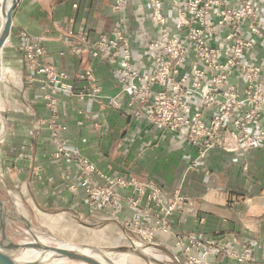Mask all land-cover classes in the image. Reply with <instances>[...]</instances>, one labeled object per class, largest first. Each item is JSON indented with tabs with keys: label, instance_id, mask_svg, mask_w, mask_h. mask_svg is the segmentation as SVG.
I'll list each match as a JSON object with an SVG mask.
<instances>
[{
	"label": "built area",
	"instance_id": "built-area-1",
	"mask_svg": "<svg viewBox=\"0 0 264 264\" xmlns=\"http://www.w3.org/2000/svg\"><path fill=\"white\" fill-rule=\"evenodd\" d=\"M113 11L110 31L61 25V56L85 61L76 73L47 62L48 49L22 32L24 80L38 85L52 113L46 121L52 157L78 163L84 205L110 212L128 232L129 243L144 253L162 252L172 240V253L187 264H215L212 256L236 264L253 261L250 244L238 247L233 239L174 230L175 215L192 213L197 205L182 183L169 192L150 178L101 171L65 136L68 125L60 121L58 95L99 101L197 146L186 173L213 147L242 152L264 147V0H114ZM97 61L112 67L116 93L105 92ZM75 80L82 83L79 89ZM102 125L94 123L98 131ZM70 188L76 191L77 185ZM125 208L135 214L120 219Z\"/></svg>",
	"mask_w": 264,
	"mask_h": 264
},
{
	"label": "crops",
	"instance_id": "crops-1",
	"mask_svg": "<svg viewBox=\"0 0 264 264\" xmlns=\"http://www.w3.org/2000/svg\"><path fill=\"white\" fill-rule=\"evenodd\" d=\"M75 1L78 7L73 6ZM113 2L21 0L14 12L8 59L25 77L27 71L21 62L19 46L23 41L22 32L26 31L48 49L47 62L76 73L85 61L71 55L61 56L65 49L61 25L75 29L85 27L94 33L110 31L115 19ZM96 72L105 92L116 93L119 85L112 75V67L104 61H97ZM81 85V81L75 80L77 89ZM15 94L17 97L9 95L10 100L20 103L10 112L15 116L12 119L15 141L10 144L15 151L0 153V182L10 178V188L20 189L21 194L28 186L27 192L41 210L42 222L48 220L53 229L62 226L73 237L76 234L72 230L85 232L84 237L75 239L87 241L86 235L94 236L96 232L86 225L105 224L110 220L111 226L101 231L108 228L117 234L121 225L110 212L92 210L84 205L86 194L80 184L78 163L75 160L57 161L52 157L50 131L46 125L52 113L42 101L38 85H30L24 80ZM58 96L60 121L68 125L65 136L101 171L109 175L150 178L169 192L182 183L183 190L196 199L197 205L192 213L178 212L175 215L174 230L233 239L238 247L250 244L254 260L243 264H264V147L245 152L213 147L199 167L186 173L187 165L198 154L197 146L174 133L155 129L145 119L132 120L127 112L111 109L99 101H81L65 93ZM96 121L103 123L100 131L94 127ZM229 141L236 146L233 136ZM72 183L77 185L76 191L70 188ZM0 187L4 191L8 188L5 184ZM121 192L130 193L123 189ZM134 214V209L125 208L120 219ZM79 220L84 226L77 222ZM96 236L100 239L96 238V243L105 239ZM172 243V240L167 241L164 251L172 253ZM210 261L236 264L233 259L221 256H212Z\"/></svg>",
	"mask_w": 264,
	"mask_h": 264
},
{
	"label": "rangeland",
	"instance_id": "rangeland-1",
	"mask_svg": "<svg viewBox=\"0 0 264 264\" xmlns=\"http://www.w3.org/2000/svg\"><path fill=\"white\" fill-rule=\"evenodd\" d=\"M10 42L11 38L5 46L3 53L0 55V61L2 62L4 68H10V71L0 75V153H4L6 150L9 152H11V150L15 151L14 147L10 145L11 142L15 141V128L12 125V119H14L15 116L11 115L10 112L16 109L17 106H20V103H16L15 100H10L9 95H15V97H17L15 93L20 84L24 82V76L20 75L16 67L12 65L13 61L8 59L7 52L9 46L11 45ZM1 182L0 184L8 186L5 191L4 188L2 189V187H0V190L4 192H0V197L5 201L6 234L10 240L16 243L33 241V232L40 239H44L45 242L52 245H58L59 243H71L75 245L87 244L89 246L97 247L106 252V257H110V260L113 259L115 264H187L185 259L178 260L175 257V253H169L167 250H165L167 251L166 253L165 251L158 253H144L142 247H137L127 242V237L129 235L123 227L120 228V231L117 232V234L111 233V231L107 230L108 228L101 231L106 226H111V220L107 222L104 221L105 224L100 223L95 226L86 225L96 232V235H100L101 238H105L101 240L102 243H96L97 241L95 239L97 236L94 235V237L89 233V235H86L88 238L87 241L75 239L80 236L84 237L85 232L72 230L76 234V237H73V235L69 231L64 230L62 226H58L57 229H53V225L50 226V222L48 220L46 221L45 219L42 222V218L40 217L41 210H39L32 200L30 193L27 192V190L29 191L28 186H25L27 190L21 194L19 192L20 189H15L14 186L13 188H10V178L2 183ZM19 214L25 216L29 220L32 232L27 227L25 221L19 217ZM77 222L84 226L82 221L79 220ZM102 232L104 233L102 234ZM0 239H2L1 232ZM31 253H27L25 255V257L31 261L29 264H38L37 259L32 260L33 256ZM57 260L59 264H88L86 262L69 259Z\"/></svg>",
	"mask_w": 264,
	"mask_h": 264
},
{
	"label": "water",
	"instance_id": "water-1",
	"mask_svg": "<svg viewBox=\"0 0 264 264\" xmlns=\"http://www.w3.org/2000/svg\"><path fill=\"white\" fill-rule=\"evenodd\" d=\"M20 2L21 0H0L1 12L4 17L2 31L0 33V55L3 53L5 46L11 38L14 23V12ZM4 203L5 201L0 197V232L2 235V239H0V264H29L31 261L24 260L21 257H24L27 253L34 252L35 250H39L41 252H52L57 259L76 260L86 262L88 264H105L101 261V259H97L91 255L79 253L77 251L61 247L60 245H52L41 241V239L32 232L29 220L21 214H19V217L25 221L27 227L32 232L34 240L26 243H16L10 240L7 237L5 229L6 213ZM80 246L93 247L103 252L101 249L87 244H82ZM110 262L112 261L107 258V263L110 264Z\"/></svg>",
	"mask_w": 264,
	"mask_h": 264
},
{
	"label": "bare ground",
	"instance_id": "bare-ground-1",
	"mask_svg": "<svg viewBox=\"0 0 264 264\" xmlns=\"http://www.w3.org/2000/svg\"><path fill=\"white\" fill-rule=\"evenodd\" d=\"M3 22H4V17H3L2 12H1V3H0V33L2 31ZM8 71H10V68L5 69L4 66L2 65V62L0 61V75H3L5 73H7ZM0 119H1V117H0ZM41 241L45 242L44 239H41ZM127 242H129V241L127 240ZM45 243H48V242H45ZM58 245H60L61 247H65L69 250H74V251H77L79 253L91 255L93 257H96L97 259H101V261L103 263L109 264V263H107V258H106V254H105L106 252H104V251L101 252L98 249H95L93 247H82L80 245H75V244H71V243H59ZM31 254L33 256L32 260L37 259L38 264H59V262H57L58 261L57 258H55L54 254L52 252H41L39 250H35ZM21 258L24 260H27V261L29 260L25 257V255H24V257H21ZM111 261L112 262H110V264H115L113 259Z\"/></svg>",
	"mask_w": 264,
	"mask_h": 264
}]
</instances>
